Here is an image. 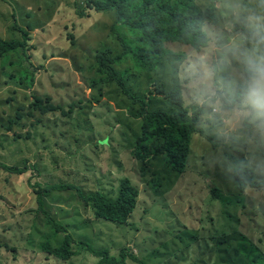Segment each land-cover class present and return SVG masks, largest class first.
<instances>
[{"label": "rangeland", "instance_id": "obj_1", "mask_svg": "<svg viewBox=\"0 0 264 264\" xmlns=\"http://www.w3.org/2000/svg\"><path fill=\"white\" fill-rule=\"evenodd\" d=\"M85 1L0 0V42L30 37L26 53L0 56V163L26 169L16 175L0 167V264H98L87 244L117 257L125 248L148 264H264V131L232 117L236 89L248 78L245 53L258 38L231 12L236 4L262 11L264 0H197L201 9L216 10V24L207 27L215 47L208 53L170 45L172 55L157 72L138 74L130 59L114 66L123 75L129 71L127 85L148 111L179 110L167 96L179 88L189 116H198L182 172L164 154L134 159L141 105L96 67L102 52L123 53L124 33L112 32L110 16L88 12L82 19ZM240 36L249 39L239 52L226 51ZM259 48L264 52V44ZM208 68L216 71L211 90L202 82ZM39 96L65 114L43 113ZM217 98L222 111L214 109ZM72 103L79 108L70 113ZM242 165L255 173V187L244 191L234 177ZM126 178L140 197L125 224L97 219L74 191L46 196L45 210L71 234L76 254L61 260L46 252L44 245L58 248L66 235L56 234L39 212L38 184H70L115 199ZM125 264L139 263L127 256Z\"/></svg>", "mask_w": 264, "mask_h": 264}, {"label": "trees", "instance_id": "obj_2", "mask_svg": "<svg viewBox=\"0 0 264 264\" xmlns=\"http://www.w3.org/2000/svg\"><path fill=\"white\" fill-rule=\"evenodd\" d=\"M88 12L110 16L114 23L112 32L118 34L122 29L124 33L123 37H119L124 49L123 53L115 56L110 52H102L96 58V67L109 71L110 80L121 88L123 94L134 101V104L138 102L141 105L143 123L141 136L134 147V159L144 162L150 155L164 154L174 171H184L188 164L193 136L198 131V116L193 118L189 116L180 89L174 88L167 94L168 99L172 100L180 108L179 110L172 113L165 110L148 111L146 100L141 96L136 97L127 85L129 71L123 75L114 66L130 59L133 69L138 74L157 72L162 67L164 59L172 55L167 50L170 45H181L197 54L208 53L211 41L207 27L209 23L216 24L214 5L203 10L198 6L197 0H89L81 4L79 16L82 19L88 18ZM24 34H22V42L1 41L0 56L19 49L26 53L30 37ZM71 43H75L73 37ZM155 84L158 87L161 82L157 80ZM241 87L242 85H239L236 89V102H239ZM160 93L163 95L164 91L161 90ZM35 100L38 104L37 108L43 113L59 110L65 114L63 107L54 105L50 97L39 96L35 97ZM76 108H79V104L72 103L68 110L72 113ZM0 167L16 175L26 172L25 168L3 163H0ZM234 177L241 191L247 187H255V173L250 167L237 166ZM53 191H74L87 206L92 205L97 219L119 224H125L131 218L140 197L139 188L128 178L121 182L115 199L99 191L85 194L79 187L70 184H56L50 187H42L38 184L36 196L39 212L47 217L49 225L56 234L66 235L60 247L53 248L48 243L43 248L61 260H70L76 253L72 250L71 234L44 208V198ZM85 246L88 251L100 258L98 264H125L127 256L139 264H148L135 255L127 253L125 248L121 250L118 259L119 256H111L108 251H96L88 244Z\"/></svg>", "mask_w": 264, "mask_h": 264}, {"label": "clouds", "instance_id": "obj_3", "mask_svg": "<svg viewBox=\"0 0 264 264\" xmlns=\"http://www.w3.org/2000/svg\"><path fill=\"white\" fill-rule=\"evenodd\" d=\"M262 9H264V3H262ZM231 12L235 22L248 29L251 38H258L256 43H253L245 53L248 78L241 87L239 103L233 108L232 117L237 120L243 118L258 130L264 131V52H261L259 48L260 44H264V10H248L242 4H236L231 8ZM209 28L212 27L209 26ZM248 39L240 36L238 39L233 40L230 45L225 46V50L235 54L239 52ZM210 46L214 48L215 43ZM202 82L209 90L213 89L216 82L215 69L208 68L203 74ZM212 95L215 96V92H212ZM227 102L233 103L232 100ZM223 108L224 103L220 98H217L214 109L222 111Z\"/></svg>", "mask_w": 264, "mask_h": 264}]
</instances>
